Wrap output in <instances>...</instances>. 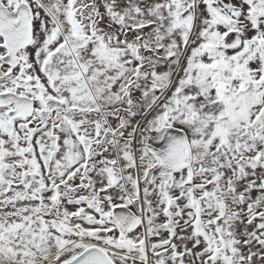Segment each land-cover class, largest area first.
Segmentation results:
<instances>
[{
	"label": "snow or ice",
	"instance_id": "snow-or-ice-1",
	"mask_svg": "<svg viewBox=\"0 0 264 264\" xmlns=\"http://www.w3.org/2000/svg\"><path fill=\"white\" fill-rule=\"evenodd\" d=\"M0 264H264V0H0Z\"/></svg>",
	"mask_w": 264,
	"mask_h": 264
}]
</instances>
